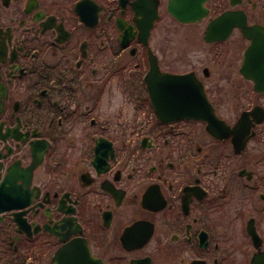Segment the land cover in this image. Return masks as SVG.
<instances>
[{
	"label": "flooded vegetation",
	"instance_id": "af4514ba",
	"mask_svg": "<svg viewBox=\"0 0 264 264\" xmlns=\"http://www.w3.org/2000/svg\"><path fill=\"white\" fill-rule=\"evenodd\" d=\"M139 1L0 0V264H53L74 241L104 264H250L251 219L264 249V91L241 72L251 39L236 24L205 37L226 9L263 30L264 14L209 0L205 17L182 22L157 0L145 36ZM168 16L196 28L205 52L188 59L186 39L172 49ZM150 69L195 77L210 121L160 120ZM245 112L236 150L222 135Z\"/></svg>",
	"mask_w": 264,
	"mask_h": 264
},
{
	"label": "water",
	"instance_id": "95a60500",
	"mask_svg": "<svg viewBox=\"0 0 264 264\" xmlns=\"http://www.w3.org/2000/svg\"><path fill=\"white\" fill-rule=\"evenodd\" d=\"M205 2L206 0H169L167 8L172 15L183 22L196 21L207 13V9L204 6ZM239 2L240 0H230L232 5ZM155 6V3H153L151 7V2L145 0H140L134 4L136 14L144 15V23L141 25V30L145 33V36L148 34L153 19L157 16ZM233 24L240 26L242 32L251 38V43L245 51L241 72L254 79L255 88L258 91H264V30L262 26L257 24L247 25L246 17L240 10H227L209 23L205 37L209 39L225 38ZM155 75L161 76V79L157 80L158 77ZM145 81L161 120L171 121L185 117L202 118L210 121L209 118L212 117V112L208 113L205 109H199V105L202 103L204 107L206 102L202 86L195 77L189 74L160 75L156 71L154 73L151 71L146 75ZM159 82L166 85L159 89ZM259 110L261 108L257 107L252 112L257 113ZM248 113H243L244 115H242L240 121L222 135L233 137L236 150H240L250 136L248 133L249 126L246 125L245 119ZM213 118L215 119V116ZM257 120L261 121L260 118ZM247 232L252 238L254 246L259 248L261 238L255 230L252 219L247 224ZM52 263L103 264L100 259L91 255L86 244L78 241L59 248L52 257ZM251 264H264V251L259 248V252L253 255Z\"/></svg>",
	"mask_w": 264,
	"mask_h": 264
},
{
	"label": "rangeland",
	"instance_id": "374dc122",
	"mask_svg": "<svg viewBox=\"0 0 264 264\" xmlns=\"http://www.w3.org/2000/svg\"><path fill=\"white\" fill-rule=\"evenodd\" d=\"M255 1L257 4L255 6V9L252 10L251 5L250 7H248L249 9H251V12L255 13L256 15V19H260V15L263 13L264 14V0H252V2ZM218 0H212L210 2L209 6L212 7H218ZM167 19V24L169 25V36H170V45L172 49H177L179 46H181V43L186 39L187 42L191 45L188 47V59H195L196 57L195 55V51H197V55L200 53V51H202L203 53L205 52L206 48L205 45L202 41L197 40V35H199V33L197 32V29L194 28H190L188 26H184L181 25L177 22L174 21L173 18L171 17H166ZM193 30V31H192ZM238 36L235 34L232 37V40L230 41L229 44L232 45H236L238 44V47H241L243 42L241 40H238ZM236 43V44H235ZM241 53V50H240ZM178 60V59H175ZM172 59V61H175ZM173 65L178 68L179 66H176L177 64L173 63ZM262 230L264 231V221L262 223ZM235 243L237 245L238 249H241L242 251L247 249L248 245H249V241L247 239H245L244 234L239 233L238 238H235ZM264 247V244H263ZM31 254L33 255V252H31ZM34 258L35 256H30L29 258H27L26 262L27 264H34ZM235 264H248L247 259L244 257V255H239L236 256V260H234Z\"/></svg>",
	"mask_w": 264,
	"mask_h": 264
}]
</instances>
